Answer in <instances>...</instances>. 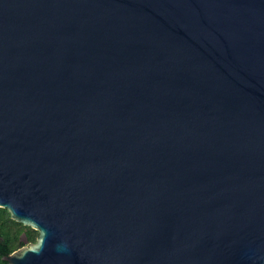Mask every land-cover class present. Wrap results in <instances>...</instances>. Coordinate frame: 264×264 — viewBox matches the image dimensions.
I'll return each mask as SVG.
<instances>
[{
  "label": "water",
  "instance_id": "obj_1",
  "mask_svg": "<svg viewBox=\"0 0 264 264\" xmlns=\"http://www.w3.org/2000/svg\"><path fill=\"white\" fill-rule=\"evenodd\" d=\"M0 207L8 264H264V0H0Z\"/></svg>",
  "mask_w": 264,
  "mask_h": 264
},
{
  "label": "trees",
  "instance_id": "obj_2",
  "mask_svg": "<svg viewBox=\"0 0 264 264\" xmlns=\"http://www.w3.org/2000/svg\"><path fill=\"white\" fill-rule=\"evenodd\" d=\"M23 237L36 241L38 231L13 219L7 208L0 207V264H8L3 257L20 248Z\"/></svg>",
  "mask_w": 264,
  "mask_h": 264
},
{
  "label": "rangeland",
  "instance_id": "obj_3",
  "mask_svg": "<svg viewBox=\"0 0 264 264\" xmlns=\"http://www.w3.org/2000/svg\"><path fill=\"white\" fill-rule=\"evenodd\" d=\"M28 240H29V239H28ZM29 242H32V241L29 240V241L25 242L23 245H27ZM23 245H22V246H23ZM22 246H21V247H22Z\"/></svg>",
  "mask_w": 264,
  "mask_h": 264
}]
</instances>
